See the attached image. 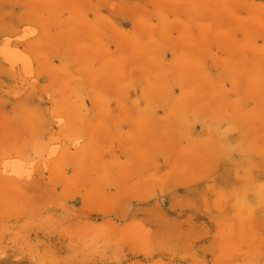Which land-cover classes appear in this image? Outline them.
Instances as JSON below:
<instances>
[{"label":"rangeland","instance_id":"1","mask_svg":"<svg viewBox=\"0 0 264 264\" xmlns=\"http://www.w3.org/2000/svg\"><path fill=\"white\" fill-rule=\"evenodd\" d=\"M7 42L0 264H264V0H0Z\"/></svg>","mask_w":264,"mask_h":264},{"label":"bare ground","instance_id":"2","mask_svg":"<svg viewBox=\"0 0 264 264\" xmlns=\"http://www.w3.org/2000/svg\"><path fill=\"white\" fill-rule=\"evenodd\" d=\"M24 28V27H23ZM25 29H28V31L26 32V34L23 35L27 36V34L29 35H33L35 34V28H28L26 26ZM37 33V32H36ZM20 35V36H19ZM18 36L21 37V34H19ZM36 35V34H35ZM34 36V35H33ZM18 38V37H16ZM11 39V38H10ZM21 39V38H20ZM0 59L2 60V62H4L6 65H8V67L12 68V69H18V70H22L23 72H25L26 74L29 73L32 70L33 67V60L31 58V56L23 51L22 49H18V48H14L12 47V45L10 44V42L4 43L2 45H0ZM15 60H20L19 62H16ZM28 75V74H27ZM31 75V74H30ZM60 121V120H58ZM56 149L51 148L50 149V153L51 155H53L54 151ZM19 160V159H18ZM16 160V163H18L19 161ZM18 161V162H17ZM14 163V162H13ZM22 162H20L21 164ZM14 165V164H13ZM11 165V166H13ZM15 167H20L18 166V164H15ZM21 168V167H20ZM16 169V168H15ZM31 169V167H30ZM29 169V170H30ZM19 170V169H17ZM23 170V169H22ZM24 171V170H23ZM25 172V171H24ZM27 173V172H25Z\"/></svg>","mask_w":264,"mask_h":264}]
</instances>
